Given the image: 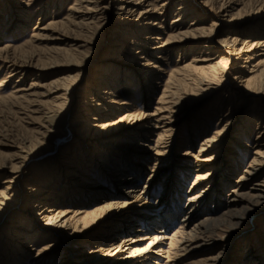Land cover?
<instances>
[{
	"label": "bare ground",
	"instance_id": "6f19581e",
	"mask_svg": "<svg viewBox=\"0 0 264 264\" xmlns=\"http://www.w3.org/2000/svg\"><path fill=\"white\" fill-rule=\"evenodd\" d=\"M74 1V4H77L74 11L79 12L77 10H81V8L86 9L85 11L87 13H91L87 19L91 20L96 18V15H99L102 17V20H105L107 18L105 15L108 16L111 10L113 11V7H115L116 10L124 9V11H126L132 8L134 9L135 6L141 4L139 0ZM114 1H122V3L113 6ZM171 1H179L177 12L171 21L173 24L182 20L186 15H194L192 20L195 19L196 21H191L187 29L182 32L180 30L175 32L176 29H180L179 23L174 24L172 27H168V29L166 28L171 32L167 35V39L162 41L160 47L169 44L178 34L184 35L190 30L197 29V16H195L194 9L185 1L165 0L160 5V13L164 14L163 16L166 15L167 11H165V7ZM83 3L85 4L83 5ZM224 5L225 0H222L220 8ZM148 6L151 8L146 7L144 10L140 11L138 15V18H142L141 22L142 20H146L140 24V26H146L143 27L146 32L142 34V36L137 37L138 35L135 34L138 32L137 30L124 29L125 32L121 33L120 42L118 43L119 50L117 49V53L115 55L113 53L111 58H108L110 60L106 62V64L104 63L98 66L91 79H89L87 88H85L83 92L81 104L76 111H73L74 115L78 118L83 115L85 116L87 113L86 116L89 117V120H86L84 126H90L94 131H109L108 134L105 135L110 137L116 145L113 148H106L99 145L97 149H94L95 147L86 146L83 143L82 147H80L79 140L71 141L69 144L70 146L65 145L67 142H62L63 144L61 147H64V149L56 156L57 158L55 157L56 163L53 166L51 165L46 171L41 170V188L43 189L41 190V197L35 198L33 207L29 208L30 212L34 211L36 208V218L38 220H45L46 223L42 225L41 229L33 228L34 221L32 216L35 214V211L32 216L20 214L16 216V220L10 221L13 223L9 227L10 229L8 228L7 231L2 230L0 233V264H8L10 262H14L13 264H45L51 260H54L51 264H61L63 258L49 249L50 246H52L50 241H43L40 245H38V242L46 240L50 236L52 237V234H56L61 229L88 226L92 222L94 223L95 220L105 218L106 216H110L105 221L107 228L99 232L100 234L102 233L101 235L92 238V240H88L86 243L88 246H91L92 249L94 248L93 252H119L122 250L128 252L130 255L124 256L119 264H158V261H161V253H164L167 262H170V258L174 259L178 255L181 256V252L186 253L191 250H202L213 244L216 239L228 238V233L235 228L234 225L242 224L246 221V217L249 214V217L253 218L257 212L256 210L264 204V185L255 183V188L253 186L247 187L246 180L248 176L240 174L236 180L232 181L234 184L228 190V193H226V195L229 194L226 198L227 200L221 202L218 199H210L211 194L217 198V192L221 190L222 186L229 182L226 169L232 168V171H235V165L233 167L228 165L227 168L224 162L220 164L219 169H214L211 172L207 171L206 173L203 172L204 174H200L194 171L197 180L199 179V181L202 182L207 180L209 183L200 191L194 192L195 190H193L186 192L184 196L186 206L178 219L177 227L168 237L165 236V227L168 228L169 222L176 214V210L169 212L167 206H165L168 200L162 198L167 196L169 199L171 196H174L173 190L181 185L182 180L180 179L182 178H177V175L175 177L177 179L171 182L167 181L170 180L172 176H169V179L163 180L160 196L158 198L161 199L158 206H163L162 211H160V208L158 211L137 208L130 210L127 208V198L123 197L122 200V197L116 196L120 191L118 185L123 184L127 186L123 191L124 194L128 195V198H135L136 201L139 200L137 203L138 206H145L147 198L151 193V181L153 177H155V169L151 167H155V164L158 162L162 164V160H166L168 157L169 149H172L174 146L177 147V145L179 147L183 142L186 144L187 149L189 147L191 148V146L194 145L195 139L198 138V150L195 154L204 158L202 162L212 161L214 160L215 154L221 152L223 146L222 135L225 131V126L231 122L225 121L221 123L220 129L214 130L210 135L202 136L203 131L207 129V124L205 123L207 118H203L202 120L192 123L190 126H186V132L184 134L180 133V135L183 136L178 138L180 142H178V144L173 143L175 135L173 134L174 125L171 117L173 118V114L180 110V106L177 105V99L175 101L173 100L174 98L172 95L174 92L171 88L174 83H179L180 77L178 76L186 67L177 65L166 75L163 79V83H160L162 81L160 80V74L164 73V69L159 62L164 60L165 57L162 55H154V51L151 50H156L159 46L151 45L153 42L156 43L155 40L160 39L159 35L163 27L161 25L162 22H157L159 17H153L151 15L155 7V5L151 3V0H148ZM44 9H46L44 6H40L39 8V10L42 11ZM87 13L81 14L87 15ZM31 15L32 13L28 14L25 13V11L22 12L19 25L17 24L18 26L16 28L12 27L10 24L8 25L10 34L16 37L18 33L16 29L21 28L22 30L24 25L28 23ZM91 20L86 23L81 22V24H88ZM37 23L38 21H36L31 30L30 36L32 39H28L30 46H32L36 40L44 38V33L39 32L40 29H48L53 26H64L67 22H58L50 19L45 25L41 24V26H38ZM192 25H194V28H189ZM213 25L214 24H211L210 26L212 27ZM151 26H157L156 30H152ZM256 26L257 27L250 26L245 28L235 26L228 27L226 37L218 44V50L215 49L214 51V53L217 54L210 59H207V56L203 55L202 58H198L200 61H195L196 64H199H192L191 67L193 70L209 74L207 78L203 80V85L207 87L213 83V78L210 77V73L215 72L221 63H224L227 68L228 62L240 58H244L245 60L242 64H239V67L247 68L246 72L250 73V76H247L248 74L243 75L245 71H239L240 77H246V84L250 83L256 75L255 72L258 71L259 68H261L259 70L260 74L264 76V23L257 24ZM36 29H38V31L34 32ZM206 43H209V41H205L204 44L198 46L197 50H199V47L205 49L203 52L211 50L212 46L210 43ZM8 46L9 45H4L0 47V57H3V59L10 58L7 64L9 63L8 69L12 67L8 74V76H11L14 74L13 71L25 66V64L12 59L14 57L10 56L9 53L11 52L12 54L13 51V53L18 51V54L23 57L26 55L25 53L28 54L29 51L23 52L20 50L21 48L19 46L14 48H9ZM194 46L197 47V45ZM127 47H134V51L131 53L132 59H138L132 62L135 63L134 66L136 67L137 64L145 66L144 70L137 69L136 72H134L135 78L132 83L128 80V78H130V73L134 71L132 64L125 63L119 66L115 63V60H117L120 54L119 51H121L122 48L127 49ZM161 50L165 52L166 48ZM147 54L151 59L145 58ZM51 58L53 59L46 62L49 66L48 68L52 67L51 65L59 66L64 61L57 57H52V55ZM46 64L33 66H36L40 70H47L45 67ZM70 64L72 63H69V65ZM250 64L253 66L252 68L249 66ZM54 75V78L50 77L52 79L47 81V89L50 90L48 91V95L55 94L56 92H60L61 94L54 95L56 98H53V103L41 99V102L38 101L35 104V109H30V114H27L28 118H34L40 121V123L32 129V134H41L42 140L47 133H56L61 125H66L67 121H69L72 114L71 108H69L71 107V100L72 97L76 95L81 84L80 80H76L73 76H64L61 73H58L57 76L56 74ZM69 78H72V81H68ZM153 80L157 81L153 82ZM16 81L18 82L19 78ZM157 84H161L159 85L161 88L158 93L159 96H157L158 99H155L156 105L154 104L155 106L151 108V111H148L147 104H149L152 97L150 94H155L158 87ZM19 85V83L14 85L12 89H15L12 90L11 93L0 97V100L7 99L8 97L10 99H17L20 96L24 97L25 93L21 94L22 92H20V96L16 95L17 93L15 94V92L23 90L21 86L20 89L18 88ZM135 85L138 87L141 86L140 90L143 95L140 103L145 105L146 109L145 111H139V114H133L131 112V107L135 106V100L133 98L134 92L131 88ZM29 86V88H34L36 86L35 82H31ZM39 86H43V84ZM121 87L125 90L128 99L120 98L122 95H117L118 93L116 92H118ZM256 91L260 92V96L264 98L261 95V93L264 92V85L257 88ZM45 95L47 96V94ZM123 108L125 109V113L120 117L115 116V113L120 112ZM216 108L217 110L215 113H218L221 107L217 105ZM230 112H225L224 116L226 117ZM33 113H38L40 115H32ZM212 115L210 113V115L205 117L210 118ZM263 118L264 114L258 116L251 114L247 117L242 126V132L237 135L234 143H236L237 146L242 145L243 147H249L245 137L249 136L254 125H257V129H259L255 140L262 137V135H264ZM78 122H80V120L75 123ZM126 125L129 126L128 129ZM119 126L122 127L117 128ZM36 137L39 139L38 136ZM199 137L201 138L200 140ZM135 138L139 139L135 144L136 146L138 145V147H135L131 153L126 154L123 148H119L124 145L127 140L133 141ZM145 141H150V143H152L151 146L145 144ZM166 142L169 143L166 144ZM113 143H111L112 146ZM143 146L146 147L142 148ZM67 147H69V149ZM30 152L28 146H22L19 148L18 152L22 160L15 161V156L14 158L4 157L7 160L4 159L0 162V170L5 172V177L1 180L0 184L11 181L16 177V174L18 175L17 177L22 176L21 173L24 171V164L27 162ZM187 153H189V151L184 150L182 155L187 156ZM209 153H213L214 156H211L212 154L209 155ZM162 157H164V159H162ZM145 159L154 161L151 166L148 165L149 168L143 164ZM194 162H197V160L192 161L190 159L188 162L187 160L182 161V163H185L186 167H190V164L193 165ZM250 163L253 164L248 165L252 168V171H248L250 174L262 169V163H259V160L253 158ZM143 166H146L149 172L143 184L137 185L138 182H140ZM195 166L191 167L196 168ZM194 168L192 169L194 170ZM183 169L187 171L185 167ZM112 177L114 180H111ZM100 179L105 180L104 182L106 184L112 182L116 184V186L101 183ZM194 182L196 181L194 180ZM9 188V184L6 186L0 185V196L3 198L7 196L9 191H11ZM229 191L231 192L229 193ZM139 197L140 199H138ZM100 198H104L100 201L102 205H92L94 208L85 210V206L91 205V203L96 202ZM114 199L115 201H113ZM142 200L143 203H141ZM210 200L214 203L215 208L223 207V212L217 216L215 214L216 212L212 210V212L204 214L198 221L194 220L202 210H207L206 204H209ZM1 203L0 200V204ZM118 208H120V211L117 212ZM153 226L157 229H151ZM134 227L136 228L133 229ZM220 230H227L228 233L219 234L218 231ZM130 231H134V233H129ZM148 233L149 237L147 236ZM258 233H260L259 237H264V229L260 230ZM166 240L168 241L166 242ZM26 243H28V246H31L30 250L35 251L34 254L27 253L28 251L25 247ZM29 243H32V245H29ZM91 243H93V245H90ZM165 245L167 248H164ZM257 251V255L254 256V259L258 260L254 262V264H264V246H261L260 249L257 248ZM249 256L250 253L245 252L242 259L248 260L244 262V264H250L252 262L251 259L249 260ZM219 257V250L216 252L212 251L204 258L195 260L193 264H218L220 261ZM176 262L170 263L175 264Z\"/></svg>",
	"mask_w": 264,
	"mask_h": 264
},
{
	"label": "rangeland",
	"instance_id": "374dc122",
	"mask_svg": "<svg viewBox=\"0 0 264 264\" xmlns=\"http://www.w3.org/2000/svg\"><path fill=\"white\" fill-rule=\"evenodd\" d=\"M139 1L141 4L135 6L134 9L132 8L124 11V9L116 10V8L113 7V11L111 10V13L108 14V16L105 15V17H107L105 20H102V17L99 15H96V18L91 20L87 19L91 13H87L85 11L86 9L81 8V10H77L79 12L74 11L77 6L76 3L74 4V0H0V47L4 45H9V48L19 46L21 48L20 50L23 52L29 51V53H25L26 55L23 57L18 54V51H16V53H13V51L12 54L11 52L9 53L10 56L14 57L12 59L25 64V66L13 71L14 74L11 76H8V74L12 67L8 69L9 63L7 64V61L10 58L3 59V57H0V97L11 93V91L15 89H12L13 86L18 83L20 84L18 88L20 89L21 86L23 90L15 92V94L17 93L16 95L20 96L25 93L24 97L20 96L17 99H10L8 97L7 99H3L4 101L0 100V162L4 159L7 160L6 158H14V156L15 161L20 160L21 158L19 157L18 152L19 148L22 146H28L31 151L27 158V162L24 164V171L21 173L22 176L17 177L18 175L16 174V177L11 181L5 184H0L3 186L9 184V190H11L4 198L0 196V200L2 202L0 204V233L2 230L7 231V229L13 224L10 221L16 220V216L20 214H28L32 216L35 211V216H32L34 221L33 228L41 229L42 225L46 223L45 220H38L36 218V208L31 212L29 208L33 207L35 198L41 197V190H43L41 188V170L46 171L51 165L53 166L56 163V156H58L60 151L64 149V147H61L63 143L67 142L68 144L66 143L65 145L70 146L69 144L71 141L79 140L80 147H82L83 143L86 146L95 147L94 149H97L99 145L106 148H113L116 145L110 137L105 135L108 134L109 131H94L90 126H84L86 120H89V117L86 116L87 113L85 116H81L80 119L74 115L73 111H76L78 106L81 104L83 92L85 91V88H87L89 79H91L98 66L104 63L106 64V62L110 60L108 58H111L113 53L115 55L117 53V49L119 50L118 43L120 42L121 33L125 32L124 29L137 30L138 32L135 33L138 35L137 37L142 36V34L146 32L143 28L146 26H140V24L146 20H142L141 22L142 18H138V15L139 12L144 10L146 7H151L148 6V0ZM164 1L165 0H151V3L155 5L154 12H152L151 15L153 17H159L157 22H162L161 25L163 27V29H161L162 32L159 31L161 32L159 35L160 39L155 40L156 43L153 42L151 45L159 46V48H156L157 51L155 49L151 50L154 51V55H162L165 57L164 60L159 62L164 69V73L160 74V80H162L160 83H163V79L166 75L177 65L186 67L185 70L178 76L180 77L179 83H174L171 88L174 92L172 95L174 98L173 100L175 101L177 99V105L180 106V110L173 114V118L171 117L174 125L173 134L175 135L173 143L178 144V142H180L178 138L183 136L180 135V133L184 134L186 132V126H190L192 123L202 120L203 118H207L205 121L207 129L203 131L202 136L212 134L214 130L221 128V123L231 121L225 126V131L222 135L223 146L221 152L215 154V156L213 153H209V155L212 154L211 156H214V160L212 161L202 162V159L204 158L195 154L198 150V138L195 139L194 145L192 144L193 146H191V148L189 147L187 149L186 144L183 142V144L179 147L177 145V147L174 146L172 149H169L167 159L162 160V164H159L158 162L155 164V167H151L155 169V177H153L151 181V193L147 198L145 206H138L137 203L139 200L136 201L135 198H128V195L124 194L123 191L127 188V186H124L123 184L118 185L120 191L116 196L122 197V200L123 197L127 198V208L130 210L137 208L158 211L160 208V211H162L163 206H158L161 199L158 198L160 196V189L163 185V180L169 179V176H172V178H170L167 182H171L179 177L182 178H179L182 180L181 185L176 187V191L173 190L174 196H171L169 199L167 196L162 198L168 200L165 206H167L169 212L176 210V214L169 222L168 228L165 227V236L168 237L177 227L178 219L186 206L184 200L186 192L193 190H195L194 192L200 191L209 183L207 180L205 182L199 181V179L197 180L194 171H197L200 174L203 172L206 173L207 171L211 172L214 169H219L222 162H224V165H227V168L228 165H231L232 167L235 165V171H232V168L226 169V175L229 182L222 186L221 190L217 192V198L212 194L210 196V199H218L221 202L227 200L226 198L229 194L226 195V193H228V190L234 184L232 181L236 180L239 174L248 176V179L246 180L247 187L253 186L255 188V183L264 185V135L255 140L259 131V129H257L258 126L254 125L253 129L249 133V136L245 137L249 147H243L242 145L237 146L236 143H234L237 135L242 132V126L247 117L251 114H255L257 116L264 114V98L260 96V92L256 91L257 88L264 85V76H262L259 72L261 68L255 72L256 75L250 83L246 84V77H240L239 73L240 70H243L245 71L243 75L248 74L247 76H250V73L246 72L247 68L245 69L239 67V64L244 62V58L231 60L228 62L227 68L224 63H221L215 71L217 73H210V77L213 78V83L206 87L203 85V80L207 78V75L209 74L202 71H195L191 67L192 64H199H196L195 61H200L198 58H202L203 55H206L207 59H210L217 54L214 53V51L215 49L218 50V44L226 37L228 27H257V24L264 23V0H225V5L221 8L220 3L222 0H181L185 1L194 9L195 16L198 17H196L197 29H188L190 31L184 35L178 34L169 44L162 45L160 47L162 41H165V39H167V35L171 32L167 30L168 27H172L174 24L179 23L180 29H176L175 32L178 30L182 32L187 29L191 21H196L195 19L192 20L194 15H186L182 20L173 24L171 21L177 12L179 1L169 2L165 7V11H167V13L163 16L164 14L160 13V5ZM120 3H122V1H114L113 6ZM84 4L85 3H83V5ZM40 6H44L46 9L43 11L39 10ZM24 11L28 14L32 13V15L22 30L21 28L16 29L18 30L16 37L12 36L8 25L10 24L12 27L16 28L19 25L21 13ZM81 13H87V15H83ZM50 19L53 21L67 23L66 25L60 27L53 26L48 29H40L39 32L44 33V38L36 40L32 45L33 47L30 46L28 41L32 39L30 35L33 25L36 21H38V26H41V24L45 25ZM89 20H91L90 23L85 25L81 24V22L86 23L89 22ZM211 24L214 25L211 27ZM156 27L157 26H151V29L156 30ZM189 28H194V25ZM37 31L38 29L34 30V32ZM205 41H209L212 46L211 50L203 52L205 49L199 47V52V50H197L198 46L204 44ZM194 45H197V47ZM164 48H166V50L165 52H162L161 49ZM133 49L134 47H127V49L122 48L121 51H119L120 54L117 57V60H115V63L119 66L125 63L132 64L134 71L130 73V78H128L131 83L135 78L134 72H136L137 69H145V66L137 64L135 67V63H132L134 60H138L132 59L133 57L131 53L134 51ZM51 55L52 57L54 56L62 59V61L64 60L63 63L59 66L51 65L52 67L48 68L49 66L46 62L53 59L51 58ZM145 58L151 59L148 54ZM69 63L72 64L69 65ZM44 64H46L45 67L47 70H40L36 67ZM249 66L251 68L253 67L251 64ZM58 73H61L64 76H73L76 80L79 79L81 84L76 95L72 97L71 100V107L69 108H71L72 114L69 121H67L66 125H61L56 133H47L45 138L42 140L41 134H32V129L35 128L40 121L32 117V119L28 118L27 114H30V109H35V104L38 101L41 102V99L48 100L53 103V98H56L55 96L57 94H61L60 92H56V95H48V91L50 90L47 89V81L52 79L50 77L54 78V74L57 76ZM18 78L19 81L17 82L16 80ZM69 80L72 81V78H69L68 81ZM156 81L157 80H153V82ZM31 82H35L36 86L34 88H29ZM42 84L43 86H39ZM161 84H157L158 87L155 94H150L152 97L149 104H147L148 111H151V108L156 105L155 99H158L157 96H159L158 93L161 89L159 85ZM121 88L118 92H116L118 93L117 95H122L120 98L128 99V96L125 94V90ZM131 89L134 92L133 98L135 100V106L131 107V112L133 114H139V111L146 110L145 105L140 103L143 95L140 90L141 86L138 87L135 85ZM20 92L22 93L20 94ZM45 94H47V96ZM261 95L264 97V92L261 93ZM217 105L221 107V110H219L218 113H215ZM41 109L43 110L42 107ZM124 110L125 109L123 108L120 112H116L115 116H122V114L125 113ZM225 112H230L231 114L229 113V115H226L225 117ZM210 113L211 115L213 113L210 118L205 117L210 115ZM32 115L39 116L40 114L33 113ZM79 120L80 122L75 123ZM120 127L122 126L117 128ZM128 127L129 126H127V129ZM36 136H38L39 139H37ZM200 139L201 138L199 137V140ZM138 140L139 139L136 138L133 141L127 140L125 142L126 144L124 143V145L119 148H123V151H125L126 154H129L133 151V149H135V147H138V145H135ZM111 143H113V146ZM168 143L169 142H166V144ZM145 144L151 146L152 143H150V141H145ZM145 147L146 146H143L142 148ZM67 148L69 149V147ZM184 150L189 151L187 156L182 155ZM191 153L192 155H195L192 156ZM253 158L259 160V163H262V169L250 174L248 171H252V168L248 165L251 164L250 161ZM162 159H164V157H162ZM190 159L192 161L197 160V162H194L193 165L190 164L191 166L196 165V168L191 166L186 167L185 163H182V161L187 160L188 162ZM153 162V160L145 159L143 164L151 166ZM146 166L142 167L140 182H138L137 185L143 184L144 179H146V175L149 172V166L148 168H146ZM184 167L187 171H184ZM192 168H194V170ZM177 175L178 177L175 178ZM4 177L5 172L0 170V182ZM100 180L101 183L106 184L104 182L105 180ZM111 180H114L113 177ZM194 180L196 182H194ZM109 184L116 186V184H113L112 182L106 185ZM230 192L231 191H229V193ZM102 199L104 198H100L96 202L91 203V205L85 206V210H91L94 208L92 205H102L100 204ZM138 199H140V197ZM113 201H115V199ZM141 203H143V200ZM206 207L207 210H202L197 217L194 218V220L198 221V219L204 216V214L210 213L212 210L213 212H216L215 214L217 216L224 210L223 207L215 208L212 200L209 201V204H206ZM118 211H120V208H118L117 212ZM256 211L257 212L253 218H250L249 214L246 217V221L240 225H234L235 228L229 233L227 230L218 231L219 234L228 233V238L216 239L213 244L209 247L203 248L202 250H191L186 253L181 252V256L178 255L179 258L178 256L174 259L170 258V262L172 263L177 261L175 264H193V262L198 258H204L212 251L216 252L219 250L220 261L218 264H244V262L248 260L242 259L245 252L250 253L249 260L251 259L252 261L250 264H254V262L258 260L254 259V256H256L258 252L257 248L260 249L261 246H264V237H259L260 233H258L260 230L264 229V204H262ZM109 217L110 216H106L105 218L97 219L94 223L92 222L88 226H79L77 228L67 227L61 229L56 234L51 233L53 235L52 237L50 236L46 240L39 241L38 245L43 243V241H50L52 246H50L49 249L63 258L61 264H119L124 256L130 255L128 252L122 250L119 252L111 251L98 253L93 252L94 248L92 249L91 246L86 244L88 240H92V238L102 234L99 232H102L107 228L105 221ZM135 228L136 227L133 229ZM151 229L155 230L157 228L153 226ZM10 231L13 232L12 230ZM129 233H134V231H130ZM147 236L149 237V233ZM167 241L168 240H166V242ZM30 244L32 245V243H29V245ZM90 245H93V243ZM25 247L28 254L35 253L34 250H30L31 246H28V243L25 244ZM164 248H167L166 245ZM164 256L165 254L161 253V261H158V264H171L170 262H167V259ZM53 261L54 260H51L45 264H51ZM13 263L14 262H10L8 264Z\"/></svg>",
	"mask_w": 264,
	"mask_h": 264
}]
</instances>
